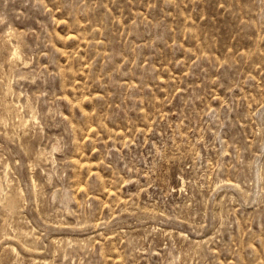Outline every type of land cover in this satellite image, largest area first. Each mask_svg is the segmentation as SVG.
<instances>
[{"label":"rangeland","instance_id":"374dc122","mask_svg":"<svg viewBox=\"0 0 264 264\" xmlns=\"http://www.w3.org/2000/svg\"><path fill=\"white\" fill-rule=\"evenodd\" d=\"M0 264H264V0H0Z\"/></svg>","mask_w":264,"mask_h":264},{"label":"bare ground","instance_id":"6f19581e","mask_svg":"<svg viewBox=\"0 0 264 264\" xmlns=\"http://www.w3.org/2000/svg\"><path fill=\"white\" fill-rule=\"evenodd\" d=\"M88 165V164H87Z\"/></svg>","mask_w":264,"mask_h":264}]
</instances>
